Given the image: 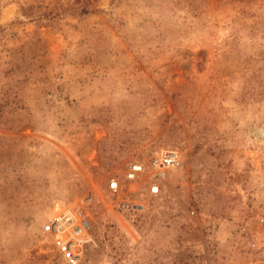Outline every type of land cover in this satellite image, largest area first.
Segmentation results:
<instances>
[{
	"label": "rangeland",
	"instance_id": "374dc122",
	"mask_svg": "<svg viewBox=\"0 0 264 264\" xmlns=\"http://www.w3.org/2000/svg\"><path fill=\"white\" fill-rule=\"evenodd\" d=\"M0 264H264V0H0Z\"/></svg>",
	"mask_w": 264,
	"mask_h": 264
},
{
	"label": "built area",
	"instance_id": "2783aa9c",
	"mask_svg": "<svg viewBox=\"0 0 264 264\" xmlns=\"http://www.w3.org/2000/svg\"><path fill=\"white\" fill-rule=\"evenodd\" d=\"M175 163L173 155L166 154L156 159L153 166L156 169L168 168ZM145 166L142 164H133L130 166L128 177L135 179L144 172ZM110 190L118 193L119 183L116 180L110 182ZM152 193L159 191L158 185L151 187ZM118 209L132 219L142 215L144 206L140 203H133L127 200L118 202ZM92 226L89 220L81 213L77 214L68 209L49 218L42 227V232L52 241V244L60 255L61 259L66 262H74L81 258L84 253L85 246L92 239L90 231Z\"/></svg>",
	"mask_w": 264,
	"mask_h": 264
},
{
	"label": "bare ground",
	"instance_id": "6f19581e",
	"mask_svg": "<svg viewBox=\"0 0 264 264\" xmlns=\"http://www.w3.org/2000/svg\"><path fill=\"white\" fill-rule=\"evenodd\" d=\"M172 155H173V153H172Z\"/></svg>",
	"mask_w": 264,
	"mask_h": 264
}]
</instances>
